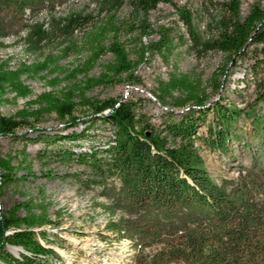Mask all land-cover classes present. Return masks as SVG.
<instances>
[{
	"label": "trees",
	"instance_id": "16d2710c",
	"mask_svg": "<svg viewBox=\"0 0 264 264\" xmlns=\"http://www.w3.org/2000/svg\"><path fill=\"white\" fill-rule=\"evenodd\" d=\"M67 0H0V49L10 36L16 41H24L26 49L38 51L42 42L48 41L52 31H59L64 37L74 34L78 28L90 23L95 17L81 12L56 15V9ZM120 5L123 0H113ZM161 0H131L137 15L134 23L127 26L130 31H139L137 59L130 58L126 41H120L121 24L114 14L96 25L84 41L69 42L67 51L80 49L87 51L86 58L72 69L60 71L58 59L53 56L28 65L20 63L11 69L8 60L0 59V99L5 93L13 95L12 100L31 97L32 90L22 76H42L51 89L64 79L70 81L60 92H43L26 102L12 116L0 115V137L25 139L17 130L29 127L41 134L43 128L38 123L45 115L54 114L60 124L69 128L76 126L80 118L75 113L80 108L91 110L89 121L79 133L72 131L66 136L43 137L51 143L57 139H79L85 136L92 125L101 122L111 128V135L102 146L89 148L79 154L67 153L70 159L84 164L89 178L84 183L88 187L102 186V193L118 203L125 202L130 212L128 219H120L108 224L118 233L139 237L149 245L159 246L147 264H264V101L262 90L257 101L248 108L222 104L217 100L207 105L209 99L201 80L189 75L171 73L167 81H157L154 97L164 107L178 108L167 111L165 119L158 125L152 124L150 117L140 110V105L130 99H99L88 97L87 92L96 87H106L122 79L131 84L142 83L135 75V69L145 63L146 55L157 53L165 61L173 52L174 38L169 28L158 29L159 38L145 44L143 37L154 30L147 22L149 13ZM114 5V4H113ZM241 0H229L228 17L221 21L220 32L214 40L205 43L206 48L220 51L228 58L243 55L252 44H264V9L252 6L249 14L241 18ZM116 7V6H115ZM177 14L190 33L194 44L198 43L193 14L183 8ZM48 17L51 27L45 28ZM111 54L112 59L102 66L97 76L88 73L98 64V60ZM53 65V68L50 66ZM226 66L215 72L212 89L219 91V77L225 75ZM61 72L62 78L55 76L46 80L47 74ZM82 75L81 79L77 77ZM264 89V85L261 86ZM177 93L175 95L174 93ZM37 105L34 109L32 106ZM109 110V112L104 113ZM211 113L212 122L205 134L198 130ZM241 121L249 122L251 137L257 140L252 153L253 166L246 174L227 190L211 177L199 144L212 151L227 152L233 140L243 137ZM51 140V141H50ZM66 155V152H62ZM61 154V155H62ZM25 156V155H24ZM13 157H0V189H7L17 181L26 179L29 164ZM23 173L17 177L18 174ZM108 180L119 182L109 183ZM47 202L34 201L29 195L23 201L14 202L0 214V261L2 264H50V258H61L55 249L48 246L47 229L44 225L55 224L48 214ZM37 211V212H36ZM23 212V213H20ZM16 246L18 256L7 250Z\"/></svg>",
	"mask_w": 264,
	"mask_h": 264
},
{
	"label": "rangeland",
	"instance_id": "374dc122",
	"mask_svg": "<svg viewBox=\"0 0 264 264\" xmlns=\"http://www.w3.org/2000/svg\"><path fill=\"white\" fill-rule=\"evenodd\" d=\"M228 2L229 0H161L148 14L147 22L154 32L150 36L143 37L142 41L145 44L152 42L159 38V28H169L176 46L169 61L163 60L157 53L147 54L145 63L135 69V75L142 83L131 84L128 80L122 79L106 87H96L87 92V96L135 101L140 105V110L150 117L152 124L158 125L164 121L167 111H181L172 105L162 106L153 95L157 92V81H167L170 74L175 73L187 74L196 81L201 80V87L206 89V94L209 96L206 102L208 106L221 100L222 104H233L240 109L248 108L249 103L253 104L258 100L257 94L261 90L264 92L261 87L264 85V44L249 45L243 55L233 56V61L227 66L228 58L223 53L205 46L206 42L218 36L221 21L228 17ZM115 4L113 0H67L56 9V15L81 12L83 15L91 14L95 18L78 28L69 37H64L59 31L53 30L51 37L40 44L38 51L26 49L23 40L16 41L10 36L4 40V46L0 49V59H7V65L11 69H16L20 63L31 65L53 56L59 58L57 64L60 71L64 68L72 69L86 58L87 51L80 49L81 51L77 53L70 50L62 55L66 45L73 41L78 47L96 25L103 23L109 15L114 14L121 24L120 41H126L130 58L136 60L140 32L130 31L127 26L134 23L137 16L140 18L143 16L135 13L131 0H123L118 6ZM254 5L264 9V0H241V18L249 14ZM183 7L193 14L195 29L199 35V42L196 44L177 14V9ZM40 19L44 20L46 29L51 27L48 17L41 16ZM111 59L110 53L101 57L88 75L97 76L102 66ZM224 66H226L225 75L219 77L221 87L219 91H215L212 89V78L215 72ZM60 71L47 74L46 80L55 76L62 78ZM45 73L46 71L34 77L22 76L33 95L13 101V95L5 93L0 99V115L12 116L24 107L27 101L35 99L36 95L49 91L58 93L71 83L64 79L61 84L51 89L42 78ZM77 78L81 79L82 75ZM174 94L177 95L176 92ZM258 102V107H264L263 100ZM36 106H32V109ZM90 112L88 108L78 109L75 115L81 121L69 128L60 124L54 114L45 115L37 125L43 128L39 130L41 134H38L37 130L31 131L29 127L17 130L18 137L23 134L26 138H30L29 141L8 136L0 137V157L6 155L13 157L14 166L17 165V161L22 160L29 164L30 170L29 174L25 175L26 179L17 181L7 189H0V214L14 202L23 201L28 195L35 202L40 200L47 202L48 214L56 223L41 228L48 231V241L45 243L55 249L61 257L50 258V264H147L159 246L149 245L139 237L118 233L109 227L108 224L111 222L129 218L127 205L123 201L118 203L115 199L106 197L100 185L88 187L84 183L90 175L88 168L76 162L75 156L67 158L69 152L77 155L89 148L104 145L111 135V128L97 122L86 131L85 136L79 139L66 137L51 143L46 142L41 136L35 139L36 135L51 137L66 136L72 131L79 133L89 124L86 120ZM107 112L109 110L104 113ZM211 122L212 114L209 113L198 134H205ZM241 126L243 137L233 140L228 145L227 152L212 151L204 144L198 143L211 177L227 190L239 180L240 174L244 175L250 170L253 166L251 154L258 153L255 151L258 143L251 137L249 122L241 121ZM62 152H66V155ZM262 163L264 164V160ZM22 174H18L17 177ZM108 182H115L114 185L119 186L117 180H108ZM7 250L16 256L20 251L18 247L12 245H9ZM169 264L184 263L175 261Z\"/></svg>",
	"mask_w": 264,
	"mask_h": 264
}]
</instances>
